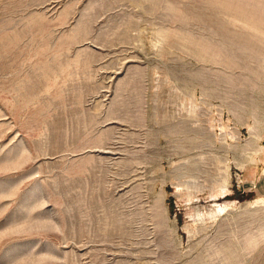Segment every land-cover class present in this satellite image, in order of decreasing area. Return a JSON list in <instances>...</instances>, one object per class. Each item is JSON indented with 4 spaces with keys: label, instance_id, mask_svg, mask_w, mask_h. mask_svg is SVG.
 <instances>
[{
    "label": "rangeland",
    "instance_id": "obj_1",
    "mask_svg": "<svg viewBox=\"0 0 264 264\" xmlns=\"http://www.w3.org/2000/svg\"><path fill=\"white\" fill-rule=\"evenodd\" d=\"M0 264H264V0H0Z\"/></svg>",
    "mask_w": 264,
    "mask_h": 264
}]
</instances>
